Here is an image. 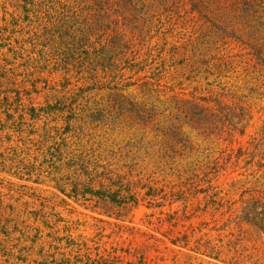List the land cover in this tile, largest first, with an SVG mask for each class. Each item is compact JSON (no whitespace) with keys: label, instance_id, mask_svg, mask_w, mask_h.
Instances as JSON below:
<instances>
[{"label":"rangeland","instance_id":"rangeland-1","mask_svg":"<svg viewBox=\"0 0 264 264\" xmlns=\"http://www.w3.org/2000/svg\"><path fill=\"white\" fill-rule=\"evenodd\" d=\"M0 264H264V0H0Z\"/></svg>","mask_w":264,"mask_h":264}]
</instances>
